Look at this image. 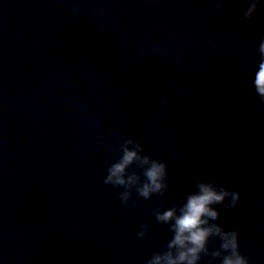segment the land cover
<instances>
[{
  "label": "water",
  "instance_id": "95a60500",
  "mask_svg": "<svg viewBox=\"0 0 264 264\" xmlns=\"http://www.w3.org/2000/svg\"><path fill=\"white\" fill-rule=\"evenodd\" d=\"M250 2L0 0V264H147L173 237L153 211L208 181L241 196L211 223L264 264V0L252 21ZM129 138L168 187L145 200L133 185L125 206L104 179Z\"/></svg>",
  "mask_w": 264,
  "mask_h": 264
},
{
  "label": "clouds",
  "instance_id": "9594fccd",
  "mask_svg": "<svg viewBox=\"0 0 264 264\" xmlns=\"http://www.w3.org/2000/svg\"><path fill=\"white\" fill-rule=\"evenodd\" d=\"M260 5L261 0H251L246 5L244 19L252 21L260 10ZM259 54L264 57V37L260 39ZM254 87L264 103V62L258 65L255 72ZM132 144H135V149L139 151L128 147ZM122 152L119 161L108 168L104 183L124 190L120 196L125 206L131 199L129 189L133 185H137L136 192L145 200H151L153 193L167 189L166 163L146 155L141 156L139 153L144 152V147L130 138L122 145ZM134 162H139L140 167L144 169L143 180L135 172L129 174L128 169ZM195 188L196 191L187 195L183 205L153 211L160 224L170 226L173 237L167 242L166 250L154 253L147 264H201L202 258L206 256L211 257L208 264H215L217 259H220L221 264H250L249 259L240 251V233L235 230L226 231L218 223H211L220 219V212L215 206L225 205L226 210L235 208L241 200L240 194L225 187H218L212 181L197 182ZM226 201L230 203L226 204ZM141 227L142 231L138 235L143 239L148 232V225ZM214 237L221 241L220 247L210 252L209 243Z\"/></svg>",
  "mask_w": 264,
  "mask_h": 264
}]
</instances>
